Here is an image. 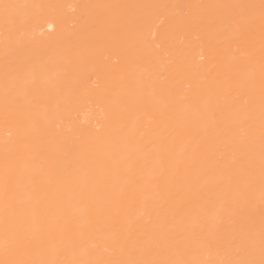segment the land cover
<instances>
[{
	"label": "bare ground",
	"instance_id": "1",
	"mask_svg": "<svg viewBox=\"0 0 264 264\" xmlns=\"http://www.w3.org/2000/svg\"><path fill=\"white\" fill-rule=\"evenodd\" d=\"M262 259V0H0V264Z\"/></svg>",
	"mask_w": 264,
	"mask_h": 264
},
{
	"label": "snow or ice",
	"instance_id": "2",
	"mask_svg": "<svg viewBox=\"0 0 264 264\" xmlns=\"http://www.w3.org/2000/svg\"><path fill=\"white\" fill-rule=\"evenodd\" d=\"M262 4H264V0H262ZM234 264H255V262H241V261H237V262H234ZM259 264H264V259H262Z\"/></svg>",
	"mask_w": 264,
	"mask_h": 264
}]
</instances>
